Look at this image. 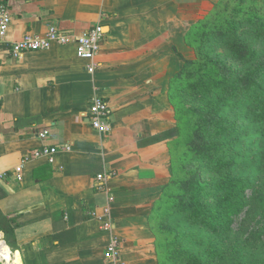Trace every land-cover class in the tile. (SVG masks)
<instances>
[{
    "label": "crops",
    "instance_id": "1",
    "mask_svg": "<svg viewBox=\"0 0 264 264\" xmlns=\"http://www.w3.org/2000/svg\"><path fill=\"white\" fill-rule=\"evenodd\" d=\"M201 1L0 0L12 13L10 43L52 25L79 34L102 22L105 30L93 60L73 43L17 57L0 50V210L15 246L0 230L9 255L2 264H106V206L127 264H159L146 219L170 176L176 136L166 134L177 126L170 85L183 65L185 10ZM94 95L109 100L108 132L90 122ZM66 144L53 163L32 156ZM102 172L109 178L97 185Z\"/></svg>",
    "mask_w": 264,
    "mask_h": 264
},
{
    "label": "trees",
    "instance_id": "2",
    "mask_svg": "<svg viewBox=\"0 0 264 264\" xmlns=\"http://www.w3.org/2000/svg\"><path fill=\"white\" fill-rule=\"evenodd\" d=\"M262 9L264 2L261 4L257 0L251 7L235 8L233 14L237 16L229 19L227 32L222 34L230 39V56L236 59L238 67L234 68L232 63L220 59L187 61L185 56L177 51L184 62L170 85V97L176 112L177 126L166 134L168 137L172 134L176 139L171 143V178L163 185L164 192L161 195L166 197V202L175 204L179 213L187 215L190 223L206 227L215 233L235 230L244 213L249 212L251 206L249 191L252 189L253 181L245 175L230 172L237 158L246 157L242 153L232 152L233 145L238 142L237 139L221 142L214 137L217 132L228 131L235 126L233 121L219 112L221 99L209 100L205 108L197 105L183 107L180 103L183 99L181 87L185 72L192 66L199 76L198 92L204 90L212 94L213 91L221 88L225 92L226 100L237 99L238 104L247 103L250 122L259 126L260 134L264 135V51L260 52L253 41L242 38V35L238 36L239 30L248 28L246 25H249L255 27V32L261 30L259 36L264 37ZM238 15L241 17L238 18ZM232 34L240 39L235 40ZM210 35V33L206 34L208 38ZM187 63L191 66L188 67ZM175 83L177 88L178 84L181 85L176 95L173 93V88H176ZM173 95L177 98L178 106L173 100ZM260 152L261 148L257 146V151L252 157L260 158ZM198 157L207 161V168ZM184 158L188 160L185 161ZM207 173L216 177L218 175V178L213 181L207 180L205 179ZM169 188L171 190L167 192ZM154 211L161 212L158 209ZM0 230L5 233L11 246L15 247L11 220L1 210ZM156 247L160 258L159 264H172L161 247L158 244ZM207 255L212 260V264H219L222 259L219 247L211 246ZM178 256L181 258L179 264H205L187 251L178 252V255L175 253L172 259L175 263L178 262ZM236 264L242 263L239 261Z\"/></svg>",
    "mask_w": 264,
    "mask_h": 264
},
{
    "label": "rangeland",
    "instance_id": "3",
    "mask_svg": "<svg viewBox=\"0 0 264 264\" xmlns=\"http://www.w3.org/2000/svg\"><path fill=\"white\" fill-rule=\"evenodd\" d=\"M262 4L264 0H257ZM256 4V0H202L193 10H185L183 25V47L182 53L187 61H208L213 59L226 60L235 67H238L236 59L230 56V39L222 36L227 32L229 19L237 14L233 10L239 6L251 7ZM264 9H262L263 11ZM188 16V17H187ZM241 15H238L240 18ZM248 28L239 30L238 36L246 40L253 41L260 52L264 51V37L259 36L261 30L254 31L253 26L246 25ZM260 28V26L258 27ZM210 33V37L206 36ZM228 34V33H227ZM232 34L235 40L240 38ZM227 38V39H226ZM264 57V56H263ZM183 62V60H182ZM184 64V62H183ZM190 67V63H187ZM191 66L185 72L183 79V99L180 101L183 107L201 106L205 108L209 100H220L219 112L234 122L231 130L217 132L214 137L221 142L237 139L233 145V153H242L246 157L237 158L230 172L245 175L253 181L252 189L249 191L251 206L242 216L240 224L233 231L213 232L206 227L192 224L187 215L179 213L177 206L171 202H166V197L161 195L164 192L166 183L170 181L171 169L169 166V179L153 193L156 195L150 204V212L147 214V227L153 235L155 244H158L162 251L169 256V262L179 264L181 258L175 263L173 257L178 252H190L192 255L205 264H212V260L207 255L211 246L221 249L222 259L219 264H264V135L260 134V128L250 122L248 118V104L245 102L237 103V99H225V92L218 88L210 92L204 90L197 91L198 73ZM180 86L175 83L173 93L180 90ZM173 100L177 103V98L173 95ZM182 107V108H183ZM185 116V114H184ZM186 131V128L184 129ZM260 146V158L252 157ZM171 144L169 148V164H171ZM197 158V157H195ZM201 163L206 165V160L201 159ZM185 161L188 160L184 158ZM216 176L207 173L205 179L215 180ZM171 188L167 190L169 192ZM176 190V188L174 189ZM179 192V190H177ZM213 198V197H212ZM154 209H166L158 213ZM172 254V255H171ZM171 256V257H170Z\"/></svg>",
    "mask_w": 264,
    "mask_h": 264
},
{
    "label": "built area",
    "instance_id": "4",
    "mask_svg": "<svg viewBox=\"0 0 264 264\" xmlns=\"http://www.w3.org/2000/svg\"><path fill=\"white\" fill-rule=\"evenodd\" d=\"M12 22V13L9 6L5 3L0 4V50H5L8 55L17 57L20 54L28 51L45 50L51 48L54 44H75L77 54L80 57L93 60L101 48V41L104 39L105 30L102 22H98L93 27L82 33L63 31L52 25L49 27L46 35L27 34L22 39L14 42H9L7 39L8 31ZM97 67L96 63H92L88 69L94 71ZM90 122L92 126L99 132H108L110 128L111 108L109 100L100 96L94 95L89 106ZM47 131L41 133V137H46ZM71 146L55 145L44 146L32 153V156L47 157L50 162L55 161V156L60 150H70ZM28 157L21 160V169L27 163ZM106 172L99 173L96 176L97 185L99 182H107L109 176ZM19 177L21 174L19 173ZM110 200H113V195H109ZM96 215V213H93ZM101 230L110 234V241L105 249L104 256L106 264H127L123 257V241L113 233L114 219L111 216L110 206L104 207ZM4 243V242H3ZM6 247V245H5ZM8 250L0 244V254L3 261H6ZM1 257V256H0Z\"/></svg>",
    "mask_w": 264,
    "mask_h": 264
},
{
    "label": "water",
    "instance_id": "5",
    "mask_svg": "<svg viewBox=\"0 0 264 264\" xmlns=\"http://www.w3.org/2000/svg\"><path fill=\"white\" fill-rule=\"evenodd\" d=\"M0 264H2V262L0 261Z\"/></svg>",
    "mask_w": 264,
    "mask_h": 264
}]
</instances>
